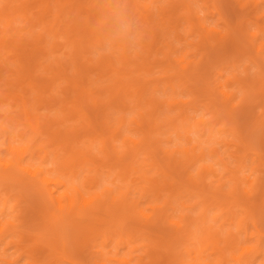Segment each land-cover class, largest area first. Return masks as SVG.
Returning a JSON list of instances; mask_svg holds the SVG:
<instances>
[{
	"label": "rangeland",
	"instance_id": "rangeland-1",
	"mask_svg": "<svg viewBox=\"0 0 264 264\" xmlns=\"http://www.w3.org/2000/svg\"><path fill=\"white\" fill-rule=\"evenodd\" d=\"M94 1L83 0V4L91 6ZM183 1L193 8L204 25L225 36L229 35L232 30L230 25L236 20L233 11H238L241 5L244 23L251 33H256L259 37L253 39L248 33L233 29L237 39L229 36L219 44L209 41L208 47L222 49L223 56L211 54L209 63L203 62L204 45L200 42L201 35L192 28ZM30 2L26 16L22 13V16L16 17L12 22V26L17 29L13 39H17L19 35L31 39L27 34L29 29L36 33L31 42L41 32L47 38L46 31L42 28H57L60 25L56 35L50 36V40L57 45L55 50H48V54L38 60L34 70L35 75L45 77V82L51 85L46 91L43 88H33L26 76L21 75L25 60L24 54L19 55L22 49L12 44L2 49L0 89L4 94L0 96V126L4 125L7 129L0 130V161L8 163L13 159L5 147V140H11L21 147H28L32 143L33 133L25 122L20 100V95H23L28 100L27 107L33 121L38 123L42 132L38 141L48 144L46 158L43 159L44 153H38L30 160L27 156L23 163L44 167L47 174L53 176L64 171L61 161L68 156L67 150L71 146L79 150L90 149V160L82 162L72 177L74 183L79 185L83 197L89 199L99 194L104 199L108 194L106 188L111 190V195L120 196L121 192L129 188L128 197L133 198L141 211L120 213L119 218H126L125 224L100 223L99 231L93 234L83 254L75 252L70 243L69 253L65 258L47 250L42 252L38 250V244L42 243L38 234L45 224L44 218L48 220L52 214L57 216L59 213L55 203L49 199L37 180H30L31 177L23 172H15L0 179V227L4 229L0 237V264H92L91 261L98 264H171L168 262L171 250L181 251L180 258L173 264H264V85L261 82L254 84V81L261 80V72L264 73V47L261 44L264 43V30L260 28L264 26V0H114L113 3L102 0L103 6L107 8L105 14L112 17L113 7L118 5L127 10L128 17L137 24L140 32L139 55H147L144 45L148 41L152 44L148 49L151 54L149 72L138 69L140 66L137 63L122 64L118 57L119 45H113L109 50L105 48V44L102 46L95 43L78 60L76 47L82 35L66 39L64 32L76 20L67 12L64 21L55 27L52 25L53 15L46 16L45 20L49 22L43 25L39 22L42 15L40 5L33 0ZM13 3L14 0H0V9H6L7 5ZM255 17L258 18V23H255ZM7 29L6 18L0 17V39L5 37V33L10 36L14 32ZM154 31L158 44L153 39ZM240 39L242 43H239ZM72 41L75 43H71ZM169 42L174 49L172 56H181L184 64L191 61L195 67L201 62L196 73L179 74L174 68H165L167 64L164 53L159 52L157 47L170 52L166 45ZM110 54L114 66L124 67L123 71L126 73L111 69L101 76L97 72L96 66L101 58ZM127 54L139 62L138 54L129 52L128 48ZM86 58L92 60L88 61L93 69L89 76L91 84L101 91V104H107L112 98L119 88V79H123L125 84L133 83L138 78L149 81L142 87V91L145 89L142 93L136 87V90L130 87V95L124 98L126 108L117 107L113 103L107 110L114 126H118L120 116L125 117L121 134L111 137L107 133L105 137L111 141V159L106 158L103 144L98 137L94 139L90 131L91 123L95 120L94 114H84L79 110L73 102V89L70 87V91L66 90L67 79L63 75H53L49 69L50 65L63 63L68 75H72L75 62H84ZM169 78H172L174 88L168 86ZM218 84L222 85L221 89L229 98L224 99L217 92ZM151 98L163 101L158 113L162 126L153 135L157 145L149 148L139 143L132 147L125 143L123 135L137 141L142 139L143 135L135 129L132 118L137 117L140 112L147 115L150 110L147 101ZM88 100L91 101L90 98ZM166 100H175L177 103L169 105L164 102ZM180 101L184 102L183 109L179 105ZM218 109L221 111L218 112ZM88 115L89 121L86 119ZM185 116L187 120L184 119ZM47 119L53 121L50 129L58 126L63 133L79 130L76 140L68 147H65L66 143L56 141L49 132ZM199 120L205 122L197 124ZM242 141L247 147H243ZM112 145L115 149H112ZM192 146H195L197 154L203 149L204 156L181 168L179 187L176 186L179 179L177 172L172 171V177H163L155 165H151L155 158L162 168H166L163 150L176 147L191 149ZM133 149H137L135 157L126 155L127 151ZM214 153L225 164L218 161ZM239 160H242L241 164ZM122 162L129 165L125 167ZM131 164H135L139 172L134 171ZM201 165L211 168L203 173L202 178ZM238 165L240 166L235 175L240 179L243 176L248 179L247 183L239 184V187H245L246 193L240 191L239 201L232 205L226 204L229 200L228 193L234 185L233 170ZM187 174L192 180L187 178ZM144 178L155 180L162 190L154 193ZM59 193L55 191L54 195L63 206L65 198L60 197ZM69 196L76 199L72 191H69ZM168 199L171 203L167 202ZM203 209L204 215L201 217ZM158 211L169 213L170 219L178 226L167 223L164 218L153 224V216ZM75 212L65 215L67 222L88 214L97 221L107 218L105 211ZM54 215L50 219L52 222ZM146 216L151 218L146 219ZM130 219L137 224H129ZM7 222L11 223L9 228H6ZM72 227L67 226V232H71ZM102 230L107 231L106 238L101 235ZM207 231L214 235L209 236ZM259 231L261 236H258ZM162 234L169 235V240L159 244L156 240ZM215 237L219 240L217 245L224 247V262ZM258 245L261 252L257 251ZM188 248L192 250L191 253ZM240 248H248L249 253L242 255ZM153 251L157 252V256L153 255ZM232 255L236 258L235 261L229 260ZM123 259L126 263L119 261Z\"/></svg>",
	"mask_w": 264,
	"mask_h": 264
},
{
	"label": "bare ground",
	"instance_id": "bare-ground-1",
	"mask_svg": "<svg viewBox=\"0 0 264 264\" xmlns=\"http://www.w3.org/2000/svg\"><path fill=\"white\" fill-rule=\"evenodd\" d=\"M34 2H37L40 5V9L42 10V15L40 16L39 22L43 23V25H47L49 20H45V17L48 15H53L54 22L53 26L57 25L60 22L64 21V17L66 13H69V16L71 15L72 18H74L76 21L73 22L69 27L65 29L66 33V39L67 38H74V36L82 35L80 36L79 41L77 42V53H78V60H80L82 57L85 56V53L89 51V48L92 47L95 43L98 45L105 44V38L110 30V26L112 25V17L108 14H105L107 11V8L103 6L102 0H93L94 4L91 6L87 4H83V0H33ZM53 1V4H52ZM133 2V0H128ZM109 2L113 3L114 0H109ZM184 2V8L187 9L190 18V23L192 25V28L199 32L201 35V44L204 45L203 49V62L209 63V60L211 58V54H214L216 56H223L221 51L222 49H219L218 47L215 48V46L210 49L208 47L209 41L213 40L216 41V44L221 43L225 38L232 37L234 40L238 38L237 34L234 33V30H238L239 32H245L250 35L251 38L257 39L259 36L256 33H251L246 25L244 23V13H241L240 9L242 10V6L239 5L238 11H233L234 16L236 18L235 22L232 23L230 28L232 29L229 35L225 36L220 31H217L216 29L212 27H207L203 24L202 21H200L199 17L196 15V13L193 12V8L186 2ZM41 3V4H40ZM256 4V1H254ZM31 2L30 0H14L13 4L7 5V11L6 9L2 8L0 9V17L6 18V25L8 26L7 30H13L14 32L12 35L4 34L5 37L3 39H0V52L4 47H6L9 44H12L16 47H19L22 49L21 53L19 55L24 54L25 60L23 61V67L21 68V75L26 76V79L29 80V83L32 84L33 88H43L44 91H46V88L50 87V83L45 82V77H41L39 75L34 74L35 67L38 64V60L40 58L45 57L48 54V50H55L56 43L50 40V36L56 35V33L60 30V25H58L57 28H52V26L47 27L44 26L42 29L46 31L47 38L43 35V33H38L37 37L33 42H31V39H34L35 31L29 29L27 31L28 36L31 39H26L24 35H19L17 39H13V35L17 32V29H15L12 26V22L16 17L22 16V13L24 16H26V10L29 9ZM5 11H4V10ZM147 7L144 8V11H146ZM103 10V11H101ZM126 12H128L126 10ZM50 13V14H48ZM255 23H258V18H254ZM31 24V23H30ZM32 25H34L32 23ZM262 30H264V26H260ZM7 32V31H5ZM52 33V35H51ZM233 33V34H232ZM232 34V35H230ZM49 37V39H48ZM9 38V39H8ZM157 34L155 31L153 32V39L156 44L159 43V41L156 39ZM76 41V40H75ZM75 41H72L71 43H75ZM239 43H242V40H239ZM19 44V45H18ZM264 47V43H261ZM113 45H119L120 48L119 52V58L124 65H129L132 63H137L140 68L147 72L150 70V53L149 48L152 45L149 41L144 45V51L148 52L147 55H137L139 57V62H136L135 60L131 59V56L127 54V46L125 44H122L120 42H116ZM166 45L170 48V52H164L162 48L159 46L157 47V50L159 52L164 53L165 63L167 66L165 68H174L178 71L179 74L183 72H193L196 73L198 65L201 63H197L195 67H193V62L188 61L187 64H184V60L181 56L176 55L172 56V52L174 49L171 46V43H166ZM217 46V45H216ZM257 52H260V50L257 49ZM20 58H18L19 60ZM201 60V61H202ZM264 60V59H263ZM88 61H92L90 58H86V61L76 63L75 62V70L72 73V75H68L67 68L63 63H58L57 65L53 66L50 65L49 69L51 70L53 75L59 76L63 75L67 81L68 86L66 90L73 89V102L74 105L78 107L79 110H81L84 114L92 113L94 114V121L91 123L90 131H92V136H94V139L98 137V140L103 144L104 151L106 154V158L111 159V141L108 139L106 140L105 137L107 133L111 135V137L120 135L121 127L125 123V117L120 116L118 118V126H114L111 123V117L108 116V111L111 108V105L114 103L117 107H123L126 108V103L124 101V98L126 96L130 95V87H136L137 90L142 91V87H144L149 81L144 80L142 81L140 78L134 80L133 83L125 84L123 83V79H119L117 81V84L119 85L118 89L114 92V95L112 98L110 97V100L107 104L100 103L99 96H100V90L98 88H95L91 84V77L89 76V73L91 72L92 65L88 64ZM213 63V62H212ZM212 63L209 65V68L212 66ZM124 67L116 68L114 66V61L111 56V54L108 56H103L100 60V63L97 64L96 70L97 72L103 76L106 75L111 69L115 71H119V73H126V71H123ZM130 73V72H127ZM111 78V74L109 75ZM170 77V76H169ZM200 78V77H199ZM182 77L179 78L181 80ZM206 79V78H205ZM248 80V77H247ZM257 82H261L264 85V73L261 72V80L254 81V84ZM168 86L171 88L173 87L172 78H169L167 80ZM73 85V86H72ZM217 92L224 98H229L228 94L222 90V85L218 84L216 85ZM71 87V88H70ZM135 88V90H136ZM209 88H207L208 91ZM69 91H67L69 93ZM211 91H209L210 93ZM111 93V92H110ZM4 92L2 89H0V96L3 95ZM88 98L91 99L89 102ZM21 105L23 106V113L25 117V122L28 124L30 130L33 133V139L32 143L26 147V146H17L12 143L10 140H5L4 144L7 150L10 152V155L12 156V160L10 162H1L0 161V179L3 180L4 177H7L8 175H13V173L17 172H23L27 174L30 178V180H37L39 185L42 187L43 191L47 193L50 200H52L55 203L56 211H58L59 215L55 216L53 218L52 222L50 219H52V215L50 216V219L44 218V226L42 227V231L38 234V237L42 239V243L38 244L39 248L38 250H41L42 252L48 251L53 254H57V256H62V258H65V255H67L69 252V243L73 246L75 252L78 254H83L85 251V248L87 247L88 243L90 242L92 236L94 233L99 231V224L103 222H119L124 223L126 218H119V214L124 211L134 210L140 212L137 203L133 200L132 197H128V193L130 192V189L127 188L125 191L121 192L120 196H113L111 195L110 189H105V191L108 193L106 194V198L101 199L99 194H95L94 197L86 199L83 197L82 192L80 191L79 185L75 184L72 180V177L75 176L77 172L78 166L82 162H87L90 160L91 156V150H79L74 149L73 146H71L67 152L68 156L61 161V166L64 167L63 172H59L56 175L50 176L48 175L44 167L37 166L35 164L31 163H23L24 159L28 156L29 160L36 157V154L38 153H44L43 159L46 158L47 152H48V144L44 142H40L39 137L41 135L40 126L38 123L33 121L32 116L28 110L27 102L28 100L25 98V96L20 95ZM162 102L159 99L151 98L147 101V104L150 106V110L147 112V115L144 114V112H140L137 117L132 118V122L135 125V129L138 131H141L143 137L140 141H137L129 136L123 135V139L125 140L126 144L132 145V147H135L137 144H145L147 147L152 148L153 146L157 145L156 138L154 139V134L159 132L161 129L162 124L159 121V111L161 110ZM169 105L176 104L175 100H166L164 101ZM179 105L181 109H183L184 102L180 101ZM221 111L218 109V112ZM226 112V110H225ZM90 116H86V119L89 121ZM187 120V117L185 118ZM60 121V120H58ZM53 122V121H52ZM50 119H47V127L50 129V127L53 126V123ZM205 121L199 120L197 124H201ZM55 123V122H54ZM170 123H173L172 120H170ZM174 124V123H173ZM183 129L186 130L185 126L182 125ZM98 128V129H97ZM7 127L4 125L0 126V130L6 131ZM51 130V131H50ZM49 132L53 134L52 138L54 137L56 141L64 142L65 147L70 146V143L76 140V135L79 134L78 131H72L71 133H63L61 129L57 126L56 129H50ZM243 143V147H247V144ZM112 149L114 148V145H112ZM135 150V151H134ZM214 151V149L212 150ZM116 151L114 150L113 153ZM137 149H133L130 151H127L126 155L129 157H135L136 156ZM163 153L165 155V161H166V168H162L161 163L157 161V159L153 158V161L151 165H155V167L158 169L159 173L163 177H172V171L177 172V175L179 176V179H177V185L179 187V181L182 176L181 168L184 167L186 164H190L198 159H201L204 156L203 149H200L198 154L195 152V146H192L191 149L188 147H176L172 150L165 149L163 150ZM215 156H217L218 161L223 163L218 156L217 153H214ZM240 157H242L240 155ZM241 159V158H240ZM134 161H136L134 159ZM240 164L242 163V160H239ZM264 164V160L262 161ZM125 167L129 165V163H121ZM225 164V163H223ZM240 165H238L233 171L234 175L236 171L238 170ZM131 168L139 172V169L135 164H131ZM201 175L200 178L203 177V173L206 171H210L211 168H208L206 166L201 165ZM168 171V172H167ZM49 172V170H48ZM188 175V174H187ZM189 176V175H188ZM189 180H192L191 176L187 177ZM144 180L149 184V188H151L152 191H155L156 193L158 190H162V187L158 185V183L155 180H149L148 178H144ZM87 181V180H86ZM248 179L243 176L241 179L235 175L233 177L234 185L232 186V189L229 191L228 196L229 200L226 202V204H235V202L239 201L240 191L243 193H246L245 187H239L240 183H247ZM89 182V181H88ZM55 191L60 192V197L65 198V205L61 206L59 202V198L54 195ZM69 191H72L75 194L76 199H71L69 196ZM168 203H171L170 199L167 200ZM262 204H264V197L262 199ZM105 211L107 218L102 219L101 221H97L96 218L90 217L89 214L81 217L75 221L67 222L65 219V215L76 211L75 213H79L80 211ZM49 211V210H48ZM51 213V212H50ZM92 213V212H90ZM204 215V209L202 210L201 217ZM46 217V215H45ZM151 218V216H146V219ZM162 218L165 219V221L169 224H173L178 226V224L175 221H172L170 219L169 213L166 214V211L160 212L154 214L153 216V224H156L159 220ZM97 223H96V221ZM104 220V221H103ZM129 224H137L136 221L133 219H130ZM204 220V218H203ZM49 222V223H48ZM72 225L73 229L71 232H67V226ZM11 226L10 222L6 223V228H9ZM4 229L0 227V237L3 235ZM107 233L106 230L101 231V235H104ZM207 234L209 236H213L214 234L211 231H207ZM103 236V237H104ZM258 236H261V232L259 231ZM165 237V238H164ZM106 238V236H105ZM169 240V235L162 234L158 240H156L159 244L166 243ZM227 241V240H226ZM216 245L218 244L219 240L215 237ZM228 243H231L230 241H227ZM258 242L260 243V239H258ZM167 246V245H166ZM220 255L222 256L223 260L224 258V247H219L217 245ZM241 254L245 255L249 253L248 248H240ZM188 251L191 253L192 250L188 248ZM257 251L261 252L262 249L260 248V245L257 246ZM153 255L157 256V252L153 251ZM181 256V251H173L171 250L169 252V260L168 262H171V264L174 263V261L178 260ZM92 257V255H91ZM90 257V258H91ZM98 257V256H97ZM96 257V258H97ZM229 260L235 261L236 258L232 255L230 256ZM7 262H10L6 260ZM121 263H126L125 259L119 260ZM160 261L158 260V263ZM221 262V263H222ZM92 264H98L95 261H91ZM224 264V263H223Z\"/></svg>",
	"mask_w": 264,
	"mask_h": 264
},
{
	"label": "clouds",
	"instance_id": "clouds-1",
	"mask_svg": "<svg viewBox=\"0 0 264 264\" xmlns=\"http://www.w3.org/2000/svg\"><path fill=\"white\" fill-rule=\"evenodd\" d=\"M112 25L105 38V48L111 50L116 42L125 44L128 51L138 54L140 51V32L137 24L127 15L126 10L121 6H114L112 9Z\"/></svg>",
	"mask_w": 264,
	"mask_h": 264
}]
</instances>
